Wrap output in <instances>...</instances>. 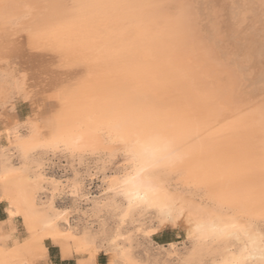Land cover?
Here are the masks:
<instances>
[{"label": "bare ground", "instance_id": "bare-ground-1", "mask_svg": "<svg viewBox=\"0 0 264 264\" xmlns=\"http://www.w3.org/2000/svg\"><path fill=\"white\" fill-rule=\"evenodd\" d=\"M81 2L90 1L0 0V192L10 200L5 208L8 223L0 222V259L9 264H50L48 243H54L62 259L76 256L78 264H98L104 247L109 251L108 264H148L124 243L129 238L122 230H140L142 221L150 218L159 230L170 228L186 234L191 244L183 259L186 264L205 259L210 264H264L259 170L240 172L234 180L217 178L209 187L196 179V168L203 162L193 168L146 167L141 173L145 187L160 189L161 194L153 203H138L112 183L114 177L125 178L129 168L123 165L128 158L122 143L109 134L106 125H92L84 118L81 143L69 147L64 142L66 130L81 122L76 113L93 96L119 87L108 62L61 49L48 37L54 25L73 17L72 5ZM182 3L190 6L182 16V25L195 29L207 21L203 25L205 39L215 47L219 61L235 70V80L227 81L232 92L242 105L258 108L264 98V0ZM159 37L162 34L148 39L159 42ZM124 59L134 62L140 56L126 53ZM210 79L215 87L223 82ZM166 98L143 95L146 104L159 109H164ZM225 100L222 108L236 107L231 103V93ZM169 103L175 108L182 101ZM26 106L28 111L22 116L18 108ZM226 114L223 110L209 119L222 120ZM222 125L182 130L178 134L180 149L210 145L219 139L210 134ZM38 127L43 132L36 135ZM225 135L232 139L226 140L224 147L236 151L249 142L247 137L258 140L260 133L258 128H244ZM52 162H60L65 172L71 170V176L65 180L48 176ZM230 186H234L239 202L225 196ZM93 187L96 191H91ZM64 196L90 205L96 214L110 216L115 231L99 241L87 233L63 229L69 212L57 208L54 200ZM245 200L251 204L246 205ZM170 202L183 211L169 212ZM16 216L22 220L24 234L11 242ZM233 224L238 230L227 231L226 226Z\"/></svg>", "mask_w": 264, "mask_h": 264}, {"label": "snow or ice", "instance_id": "snow-or-ice-1", "mask_svg": "<svg viewBox=\"0 0 264 264\" xmlns=\"http://www.w3.org/2000/svg\"><path fill=\"white\" fill-rule=\"evenodd\" d=\"M189 7L180 0H170L168 4V8L179 12L181 17ZM137 8L142 6L125 0L76 3L72 5L73 17L49 30V39L61 49L103 59L112 65L111 74L119 85L103 96H93L84 109L76 113L81 122L66 130L64 142L69 147L81 143L86 127L82 122L84 118L92 125H106L109 134L120 140L128 158L123 165L129 168L125 178L114 177L112 183L138 203H153L161 194L160 189L145 187L141 173L146 167L193 168L203 162L196 168V179L209 187L217 178L234 180L240 172L259 170V205L264 211V98L258 108L242 105L236 98L232 85L227 82L235 80V70L230 64L219 61L215 47L205 39L206 20L195 29L166 23L163 30L167 39L158 42L115 26L118 13ZM156 27L161 28L158 24ZM126 53H137L140 59L126 61ZM211 77L223 82L214 87ZM161 91L176 93L182 103L175 108L159 109L144 102L143 95ZM230 93L237 115L228 125L210 134L219 139L207 146L181 150L178 134L187 128L206 127L211 115L223 111L221 101ZM242 127L258 128L259 139L247 137L249 142L241 150L224 147L225 141L232 139L225 134L237 133ZM42 132L38 127L34 134ZM225 196L239 202L234 186L225 190ZM244 203L250 205L251 201ZM168 210L183 211L174 208L171 202ZM201 228L198 225V229ZM226 230L234 232L238 226H226ZM0 264L9 262L0 259Z\"/></svg>", "mask_w": 264, "mask_h": 264}, {"label": "rangeland", "instance_id": "rangeland-1", "mask_svg": "<svg viewBox=\"0 0 264 264\" xmlns=\"http://www.w3.org/2000/svg\"><path fill=\"white\" fill-rule=\"evenodd\" d=\"M183 1L184 0H180V3H182ZM169 2L170 0H168V3ZM147 13H149L150 15L146 23L151 24L152 22H155V24L152 23V26L154 28L152 27V31L150 32V34L151 35L162 34L163 36L157 39L160 40L159 42H163L167 39L166 32L163 30L164 24L168 23L171 25H175L181 23L182 25V23H184L185 21L182 19L179 12L169 9L168 6H166L165 12H161L157 15H155L154 11H147ZM153 15L155 16L153 17ZM157 24L161 26L160 29H157L156 27ZM140 26H141L140 23L136 22V23H128L123 28H127L129 30L140 29ZM182 26L186 27V25H182ZM199 63L200 62H197V66L199 65ZM204 75L207 76V73L205 72ZM218 83H219L218 84L219 87L222 82H218ZM154 96L162 99L168 97L166 98L165 101L167 103L162 105L164 106V109L174 107L175 105L173 103H169V101L171 102V100L178 99L176 93L168 94L162 92L155 94ZM225 103L226 100L221 101V106H224ZM20 109L22 110L20 112L22 116L28 111L27 106L24 109L18 108L19 111ZM235 109L236 107L229 108V110L228 108L226 109V107L225 108L223 107V110L224 111L227 110L228 112V114L225 115V118H223L222 120H216V119L211 120L210 118L206 127L210 128V126L214 124L225 125L226 123H229L230 121L234 120L237 115ZM242 129L244 128L243 127L240 128V130ZM62 167L63 165L60 162H54V163L52 162V164L50 163L47 168L48 176L50 175V177L60 180H65L67 177H70L72 173L70 168H69L70 170L69 172H65L66 169ZM95 189L96 188L93 187L91 191H96ZM63 198L59 199V197H57V199L55 198L56 201L54 200V205L57 208L66 209L69 212L68 222H64V221L62 222L63 229L77 231L80 233H87L89 235L96 237L99 241L108 238L115 231L116 226L113 222V219L107 214H96L90 209L89 207L90 205L85 204L84 202H74V199L71 197L67 198L64 196ZM43 199L46 202L48 201V198L46 196H44ZM8 201L10 202L9 198L5 194L0 192V222L1 223L3 222L8 223L9 220L5 210V208L9 204ZM13 220H15L13 221V225L15 226V228L10 233L11 242L15 240H20V238H22L20 236L24 234L23 223L21 218L16 216L14 217ZM6 223L4 224L5 226L7 225ZM140 226H141L140 230L139 229L136 230L133 227H127L122 230L126 234V237L128 236L129 238V240H125L124 243L131 247L132 253L134 252V255L137 258H140L141 260H145L146 262H148V264H186L183 259L188 253L191 244L189 238L186 236L184 232L170 228H164L162 230H159L157 224L150 218H145L140 224ZM48 248H49L48 260L50 264H78L76 256H73L74 258L70 257L67 259H62L60 256L59 247L56 244L54 245V243H48ZM106 249L107 247H104L100 251L98 264H108L109 251ZM194 264H210V262L208 259L207 260L205 259L203 261L194 262Z\"/></svg>", "mask_w": 264, "mask_h": 264}, {"label": "flooded vegetation", "instance_id": "flooded-vegetation-1", "mask_svg": "<svg viewBox=\"0 0 264 264\" xmlns=\"http://www.w3.org/2000/svg\"><path fill=\"white\" fill-rule=\"evenodd\" d=\"M125 2L141 5L142 8L124 10L118 13V21L115 25L116 27L123 28L128 23H140V29H131L130 32H134L146 36L147 38L151 36L152 23H146L149 19V13L147 11H154L155 15L165 12L166 6H168V0H125ZM153 15V17L155 16ZM146 24V25H144ZM144 26V27H143ZM154 28V27H153Z\"/></svg>", "mask_w": 264, "mask_h": 264}]
</instances>
